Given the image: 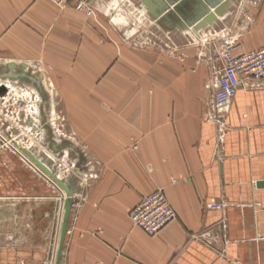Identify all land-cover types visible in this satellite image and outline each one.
<instances>
[{"label":"crops","instance_id":"0c3cea01","mask_svg":"<svg viewBox=\"0 0 264 264\" xmlns=\"http://www.w3.org/2000/svg\"><path fill=\"white\" fill-rule=\"evenodd\" d=\"M78 1L61 9L48 0H0V69L14 62L17 73L26 64L25 72L42 75L49 102L68 104L72 146L60 161L72 167L57 171L76 203L64 264H264V88L238 90L217 150L216 127L203 120L206 66L160 64L142 51L130 57L121 46L117 61L104 38L112 30L77 10ZM203 33H229L238 51L264 47V0H231ZM14 92L42 100L25 81L10 83L1 99ZM25 125L5 133L37 129ZM54 134L47 143H62ZM0 162V264H47L43 221L55 191L10 149ZM158 189L176 218L151 236L130 211ZM220 198L224 211L207 206Z\"/></svg>","mask_w":264,"mask_h":264},{"label":"rangeland","instance_id":"374dc122","mask_svg":"<svg viewBox=\"0 0 264 264\" xmlns=\"http://www.w3.org/2000/svg\"><path fill=\"white\" fill-rule=\"evenodd\" d=\"M145 9V10H144ZM139 3V0H98L96 5L93 7L94 14L99 16L102 20V27L107 32V29L112 30L111 37L106 35L105 40L111 43L112 51L117 55V61H120V46L127 47L129 50L130 57H135L137 52L142 51L149 58H154L153 60L163 64V63H176L180 64L182 67H186L188 64H195L199 66L203 63L199 61V53L204 48L206 39H211L212 35L201 34L197 36H187L183 35L179 31H171L165 33L158 26L155 25L153 21H150L149 17L146 15V8ZM99 19V18H98ZM97 19V24L99 26L100 22ZM214 36V35H213ZM216 37V36H215ZM213 38V37H212ZM210 41V40H209ZM123 51V50H122ZM135 61V58L132 59ZM130 66V65H129ZM194 71L196 69L189 68V70ZM148 73V71H145ZM130 73V70H129ZM135 77L134 71L132 75ZM1 83H5L7 87H10L9 80H0ZM12 87V84H11ZM53 88V86L47 85V88ZM14 92L8 99L0 98V142L8 145L13 149L14 146L17 148H28L35 156L40 157L42 160L47 155L50 161H52L54 170L57 175H64L57 171V168H61L63 174H69L70 167H72L71 160H62L60 157H56L51 149H49V144L47 143L48 134L52 131L55 132L54 137L58 140L69 141L71 134L68 133L70 129V122L67 117V103L63 102H47L36 99L33 95L29 96L27 93L16 94ZM2 96V95H1ZM106 109L112 108L109 103H101ZM113 104V103H112ZM106 105V106H105ZM41 109H43L47 115L48 129L44 127L41 117ZM33 116H30V115ZM28 117L33 118V124L37 129L28 128L21 135H13L16 137L14 141L9 142V138L4 134L5 131H9L12 125L22 124L25 125V120ZM24 123V124H23ZM26 126V125H25ZM68 126V127H67ZM20 136V137H19ZM4 140H3V139ZM7 149L6 147L0 146V152ZM16 152L21 161H23L30 170H32L36 175L44 179L45 183L51 190L55 192H50L48 196L54 197V199H59L57 190L52 182L47 181L42 173L37 171L33 166L21 157L17 150H10ZM46 154V155H45ZM61 163V164H59ZM1 167H4L2 162H0ZM59 165V166H58ZM48 179V178H47ZM54 239V236H53ZM56 240V238H55ZM53 246L54 247V243ZM53 250V249H52ZM50 253V252H49Z\"/></svg>","mask_w":264,"mask_h":264},{"label":"built area","instance_id":"2783aa9c","mask_svg":"<svg viewBox=\"0 0 264 264\" xmlns=\"http://www.w3.org/2000/svg\"><path fill=\"white\" fill-rule=\"evenodd\" d=\"M48 1L64 9L71 0ZM75 8L84 12L88 17L94 15L92 1L90 0H79ZM210 35L213 38L206 39L208 43L199 53V61L208 70L205 81L208 98L204 108L203 120L215 125L216 149L220 150L227 128L226 113L229 111L238 90L241 88H264V47L250 52L238 51L239 44L237 40L232 39L229 33L220 34V36H217L216 33ZM8 89L10 90V87ZM9 90L7 93H9ZM4 134L9 138V142L16 140L17 136L13 139L12 133L7 135L4 132ZM5 143L0 142V146L13 150ZM74 206L75 204H73ZM207 206L224 211L227 205L225 200L220 198L219 200L213 199ZM175 218L176 212L163 189H158L147 195L130 211L132 223L151 236L158 234ZM52 249L53 247L50 249V259L47 264L54 263Z\"/></svg>","mask_w":264,"mask_h":264},{"label":"water","instance_id":"95a60500","mask_svg":"<svg viewBox=\"0 0 264 264\" xmlns=\"http://www.w3.org/2000/svg\"><path fill=\"white\" fill-rule=\"evenodd\" d=\"M141 3L146 8V15L151 21L155 23L162 31L169 33L173 30H178L180 32L188 31L196 38V33H200L201 30L212 26L218 17H222L226 13V8L230 5L231 0H140ZM17 64L14 62L8 63V72L2 71L0 69V79L3 81L9 80L11 82L25 81L35 87L42 96L44 103L48 102V96L46 90L41 82V74L33 75L31 73L25 72L26 64H20V70L17 73L11 72V69L17 68ZM8 87L5 83L0 85V95H5L8 92ZM41 117L44 127L48 129V122L46 120L47 115L45 111L41 110ZM26 125L32 126L33 118H29ZM23 123V124H24ZM34 127V126H33ZM35 128V127H34ZM37 128V127H36ZM14 133L19 134V129H14ZM15 143L17 141H14ZM18 143V142H17ZM72 143L64 140L62 143L57 144L52 139L49 142V149L56 157H61L63 154L64 147H71ZM24 152L28 154L35 163L45 171V173L56 183L59 187V191L62 190L67 194V197L63 201V217L58 216L61 210L62 199L50 201V209L48 216L44 219V224L47 227V235L49 237L45 241V246L50 249L54 242L53 231L56 230L60 220H62L59 244L57 249V256L55 264H64L65 258V247L68 232L71 227L74 208L73 203L76 200L72 197V189L68 185L67 179L59 178L46 164L48 163L50 167H54L52 161L49 160L47 155L43 158L44 162L39 160L31 151L24 149ZM54 169V168H53ZM259 186H264V181L258 183ZM58 195L60 193H57ZM60 196V195H59ZM41 217H36L35 220H40ZM59 218V219H58ZM55 232V231H54Z\"/></svg>","mask_w":264,"mask_h":264},{"label":"bare ground","instance_id":"6f19581e","mask_svg":"<svg viewBox=\"0 0 264 264\" xmlns=\"http://www.w3.org/2000/svg\"><path fill=\"white\" fill-rule=\"evenodd\" d=\"M211 34H214V33H211ZM0 80H2V79H0ZM13 149H15V150H17L18 151V153H19V155L21 156V157H23L25 160H27L32 166H33V168H35L37 171H39L40 173H42L44 176H46V180L47 181H49V182H52L51 183V185H53V187H55L56 188V190H57V193H60L59 195V197L62 199V205H61V208L63 209V201H64V199L67 197V194L62 190L61 192L59 191V187L56 185V183L45 173V171L43 170V169H41L36 163H35V161L33 160V159H31V157L28 155V154H26L25 152H24V149L25 150H27V151H29L30 152V150L28 149V148H17L16 146H14L13 147ZM32 153V152H31ZM39 160H41V161H43L44 162V160H42L40 157H38V156H36ZM45 164L52 170V171H55L54 169H53V167H50V165L48 164V163H46L45 162ZM56 172V171H55ZM56 175H57V173H55ZM59 178H61V179H65L64 177L62 178L61 177V175H57ZM48 178V179H47ZM68 183V182H67ZM76 203V202H75ZM74 204V203H73ZM73 207V206H72ZM74 208V207H73ZM63 213H64V209L63 210H61L60 211V213L58 214V216H59V218H60V216L61 217H63ZM58 218V219H59ZM61 226H62V220H60V222H59V224H58V226L56 227V230H54L53 231V233H54V240H55V238H56V240H55V243H54V247H53V259H54V263L53 264H55V260H56V256H57V249H58V244H59V238H60V232H61Z\"/></svg>","mask_w":264,"mask_h":264}]
</instances>
